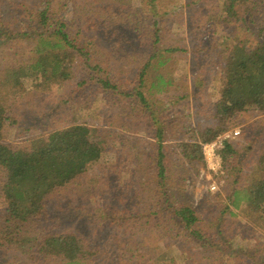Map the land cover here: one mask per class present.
Returning a JSON list of instances; mask_svg holds the SVG:
<instances>
[{
    "label": "rangeland",
    "instance_id": "obj_1",
    "mask_svg": "<svg viewBox=\"0 0 264 264\" xmlns=\"http://www.w3.org/2000/svg\"><path fill=\"white\" fill-rule=\"evenodd\" d=\"M150 1L0 0V22L22 34L18 40L14 33L0 38V72L29 56L36 43L31 35L40 32L37 17L45 9L54 24L61 22L78 39L72 42L74 46L84 49L67 60L69 80L48 86L25 79L20 80L22 84L18 87L0 93L8 116L3 142L15 147L33 146L46 141L51 133L75 125L95 128L97 134L107 131L104 138L112 133L100 160L49 196L47 224L55 228L76 225L87 234V245L95 251L91 264H130L126 243L136 244V248H142L141 243L150 249L157 245L168 247L176 256L175 264H189L192 254L196 255L195 264H209L200 249L190 252L193 247L190 241L170 237L166 232L170 222L166 229L154 226L153 219L145 223L159 198L155 180L156 128L136 106L137 97L121 95L123 89H132L130 81L136 78L154 46L163 51L185 48L161 53L167 63L151 73L172 82L163 91H153V99L149 98L160 121L158 127L163 129L167 166L164 185L168 197L173 208L191 206L200 216L205 234L210 237L219 234L216 238H222V242L218 248L226 250L223 253L226 263L243 260L245 264H264V228L246 216L244 210L230 206L235 215L225 211L228 196L253 181L258 160L264 153V113L255 114L250 109L223 121L216 111L227 61L222 38H238L228 42L226 54L236 42L255 48L261 41L259 30L264 27V0H251V5L248 4L250 8L255 6L256 21H248L247 25L240 21L224 22V16L220 19L223 0H155L157 20L165 16L161 24L165 30L156 43L155 37L146 31L139 39L129 24L136 22L134 16H129L135 11L145 16ZM209 14L218 21L214 27L209 23L207 30L201 32L199 26L204 28L206 24L201 22H206ZM242 15L243 12L239 16ZM24 32H29V37L23 36ZM88 51L90 55H86ZM105 78L110 84H117V88H102L99 80ZM84 80L87 83L82 85ZM155 101L156 105H152ZM132 102L135 103L130 106ZM132 109L131 117H127ZM206 127L231 134L229 142L238 152L226 161L220 155V166L215 165V171L204 150L201 161L196 149L188 148L185 153L179 147L183 142L203 145L200 132ZM237 131L239 135L235 137ZM186 154L196 159H189ZM213 186L215 190L211 189ZM5 206L0 194V216ZM141 216L142 221H138ZM0 264L33 262L16 251H8L0 252Z\"/></svg>",
    "mask_w": 264,
    "mask_h": 264
},
{
    "label": "trees",
    "instance_id": "obj_2",
    "mask_svg": "<svg viewBox=\"0 0 264 264\" xmlns=\"http://www.w3.org/2000/svg\"><path fill=\"white\" fill-rule=\"evenodd\" d=\"M118 1L123 3L126 0ZM154 2L155 0L150 1L149 9L145 11L144 17L136 11L129 15L134 16L136 21H130L129 24L137 32L139 39L146 31L155 37L154 43H156L161 40V34L165 30L161 27L165 16L157 20L155 13L157 6ZM251 3V0H223V13L220 19L223 20L224 16V22L228 23L255 22V6L252 8L248 6ZM241 11L243 15L240 17ZM153 12L155 16L152 15ZM37 18L40 32L31 35L33 42H36L35 46L29 56L17 63V66H7L0 72V93L4 89L9 91L18 87L22 84L20 80L32 79L39 84L49 86L71 78L67 60L84 49H77L74 46L72 42L78 39L66 31V26L61 22L54 24L48 16V9L40 13ZM213 20L215 21L209 22ZM205 21L201 22L206 24L204 28L199 26L201 32L207 30L209 23H212L210 26L214 27L218 19L209 14ZM200 33L195 36L198 37ZM9 34L17 36V40L22 36L20 31L10 29L8 23L0 22V38H5ZM29 35V32L23 33V36L29 37ZM258 37L261 41L255 48H248L242 41L236 42L231 46L229 54L225 53L229 50L228 42L238 38H222L221 46L227 61L223 69L225 82L216 111L223 121L250 109L255 114L264 113V27L259 30ZM154 47L149 58L136 73V78L130 81L132 89H123L125 91L121 92L123 96L138 98L136 106L140 107L139 110L145 113L147 119L156 128L158 149L155 180L159 198L154 202L151 214L145 217V223L149 224L153 219L154 226L158 229H166L167 226L166 232L170 233L172 239L184 237L190 241L193 245L190 252L200 249V253L205 255L209 264H245L243 260L226 263L223 260V253L226 250L218 248L222 242V238H216L219 234L211 235V237L208 233L205 234L200 227V216L191 206L173 208L174 204L170 202L166 185H164L167 166L162 139L163 129L158 127L160 121L152 111L149 98L154 97L153 91H163L164 87L172 82L161 75L153 77L151 73L154 69L166 65L167 60L163 59L164 56H161V53L185 51V48L183 50L167 48L163 51L161 47ZM199 49L202 50L203 47L199 46ZM86 53L90 55L89 51ZM86 83L87 80H84L82 85ZM99 83L104 89L117 88V84H110L108 78L100 79ZM134 103L132 102L130 106ZM152 105H156V101ZM133 112L134 109L126 116L131 117ZM7 120V107L0 101V194L3 195L6 203L3 215L0 216V252L16 251L29 258L33 264H91V256H94L95 251L90 250L87 245V234H84L76 225H67L63 228L48 225L47 200L54 192L81 176L90 164L100 160L103 150L108 149L112 133H109L108 138H104L107 131H99L103 133L97 134L98 130L95 128L75 125L51 133L43 143L15 147L3 142ZM224 133V129L206 127L200 132L201 143H211ZM203 145L192 146L183 142L179 147L184 148L185 153L188 148L196 149L198 159L202 161ZM234 154L238 152L233 144L227 141L220 155L226 161ZM185 157L196 159L192 154H186ZM230 206L234 210H244L246 216L264 228V153L258 160V167L254 171L250 185L235 189L228 196V206L225 211L228 210L231 215H235L229 210ZM138 221H142V216L138 218ZM168 222L170 225H166ZM124 245L127 246L125 253L130 264H175L176 262L175 254L173 251L170 252L168 247L163 249L157 245L150 249L144 247L143 243L139 244L142 248H136V244ZM195 256L191 255L193 259L188 260L189 264L196 263Z\"/></svg>",
    "mask_w": 264,
    "mask_h": 264
},
{
    "label": "built area",
    "instance_id": "obj_3",
    "mask_svg": "<svg viewBox=\"0 0 264 264\" xmlns=\"http://www.w3.org/2000/svg\"><path fill=\"white\" fill-rule=\"evenodd\" d=\"M235 137L239 135V132L233 134ZM232 138L231 134L225 133L219 136L215 141L203 145L204 154L208 158L211 169L215 171V165L220 166V151L224 148V144ZM215 190L216 187L211 188Z\"/></svg>",
    "mask_w": 264,
    "mask_h": 264
}]
</instances>
